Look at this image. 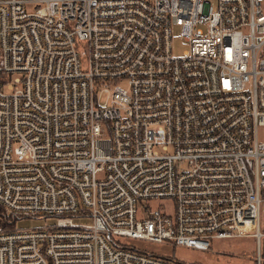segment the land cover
<instances>
[{
	"label": "built area",
	"instance_id": "2783aa9c",
	"mask_svg": "<svg viewBox=\"0 0 264 264\" xmlns=\"http://www.w3.org/2000/svg\"><path fill=\"white\" fill-rule=\"evenodd\" d=\"M242 238L264 264V0H0V264Z\"/></svg>",
	"mask_w": 264,
	"mask_h": 264
},
{
	"label": "rangeland",
	"instance_id": "374dc122",
	"mask_svg": "<svg viewBox=\"0 0 264 264\" xmlns=\"http://www.w3.org/2000/svg\"><path fill=\"white\" fill-rule=\"evenodd\" d=\"M179 31L174 30L171 43L173 56L181 55L186 46L179 39ZM103 102V100H101ZM55 218L43 219L38 217L24 218L14 223L17 229H34L55 224ZM75 223H87L86 220H73ZM128 243L138 249L146 250L150 253L158 254L166 258H174L179 263L184 264H254L255 252L254 241L252 239H232L228 241H214L211 252H197L187 248H172L161 245H152L144 242L128 241Z\"/></svg>",
	"mask_w": 264,
	"mask_h": 264
}]
</instances>
